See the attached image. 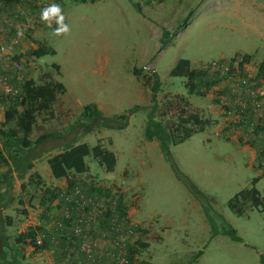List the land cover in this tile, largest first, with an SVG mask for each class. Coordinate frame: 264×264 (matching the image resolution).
Returning a JSON list of instances; mask_svg holds the SVG:
<instances>
[{"label":"rangeland","instance_id":"obj_1","mask_svg":"<svg viewBox=\"0 0 264 264\" xmlns=\"http://www.w3.org/2000/svg\"><path fill=\"white\" fill-rule=\"evenodd\" d=\"M8 1L0 0V26L8 24L5 30L15 37L2 35L0 43L17 40L8 55L16 53L22 60V80L39 82L49 73L66 90L58 95L51 114L38 113L29 135L31 140L46 136L30 148L31 160L40 157L35 168L20 177L14 163L7 169L0 159V181L7 171L0 182V213L5 216L0 215L4 220L0 221V238L6 253L0 264H11L12 255H16V264L20 262L17 255L24 253L22 259L30 261L23 264H45L31 260L46 249L52 235L63 237L60 233L71 231L81 216L91 217V224L82 223L83 231L89 236L91 226L96 227L92 238L98 241L107 239L101 235L105 224L123 222L93 207L65 210V203L49 200L46 188L67 185L61 187L65 178L57 181L48 176L47 159L72 142L87 147L70 171L81 193L105 207L108 198L125 205L128 219L135 225L121 237L125 253L137 240L145 244L139 247L135 264H261L264 212L248 208L245 214L236 215L227 201L250 187L254 178V186L264 198V168L252 156L256 151L258 157L264 145V114L241 119L246 111L242 108L240 117L233 100L236 94H244L245 85L234 93V81L226 80L221 72L215 74L212 62L249 53L252 59L246 65L238 68L236 62L231 68L234 77H245V83L249 78L253 81L264 57V0H64V23L70 30L59 35L34 10V4L41 10L52 0L39 4L13 0L11 10L4 4ZM163 30L167 33L161 38ZM40 43L51 46L55 53L33 56L31 50ZM179 58L197 68L210 64L206 76L215 82L208 89L202 84V94H188L186 78L169 74ZM4 61L0 57L1 72L12 74ZM53 63L59 65L60 74ZM228 85L231 90L226 94L223 89L228 90ZM255 86L263 91L264 81L257 80ZM6 100L0 101V123ZM90 102L105 116H126V127L90 128L88 121L79 118L82 107ZM135 105L139 109L129 112ZM190 112L209 119V125L180 143L166 141L165 130ZM255 122L262 123L263 129L252 134L247 125ZM245 130L254 136L250 146L241 139ZM98 140L116 156L112 171H106L90 153ZM0 151L6 152L1 144ZM70 195L74 200L75 193ZM64 210L69 217L66 212L61 215ZM58 220H63V227L57 225ZM226 226L242 241L233 240L225 232ZM29 229L43 237L44 245L37 251L29 243H17V236ZM74 237L81 239L80 235Z\"/></svg>","mask_w":264,"mask_h":264},{"label":"trees","instance_id":"obj_2","mask_svg":"<svg viewBox=\"0 0 264 264\" xmlns=\"http://www.w3.org/2000/svg\"><path fill=\"white\" fill-rule=\"evenodd\" d=\"M12 1L13 0H9L8 2L4 3L8 5L7 7L8 10H11L13 7ZM40 1L46 2V0H36V3L39 4ZM78 1L84 2L87 0H78ZM89 1H94V0H89ZM52 3L59 4L63 13V7L65 4L64 0H52ZM34 6H35L34 10L38 11L35 13L37 14L38 17H40L39 14L41 12L40 8H36L35 4ZM52 25L54 28L57 27L54 21L52 22ZM5 29L6 27L4 25L0 26V37L2 35L6 36V34L7 35L10 34L9 35L10 37H14V33L12 34V32L11 33L7 32ZM166 33H167L166 30H163L161 38L164 37ZM48 53L53 54L55 53V50L46 43H40L37 45L36 48L31 50V54L35 57H40ZM12 59L19 61L22 64L21 62L22 60L20 59V57L16 55V53L12 54ZM250 59H252L251 54L238 53L230 57L227 61H225V63L228 65V70H226L225 73L222 71V69H218V67H213L214 68L213 71L215 74L221 72V74L224 75L223 77H225L226 80L232 79V82L233 81L236 82L239 78H245V77H236V76L234 77L233 74L234 68H231V65L237 62L238 68H242L244 65H246L249 62ZM210 66H211L210 64L207 65L205 69L192 67L188 59L179 58L175 63V65L170 70L169 74L171 76H184L186 78L185 86L187 88L188 94L199 95L202 94L201 90H199L201 89L202 84H204L205 88L208 89V87L215 82V80H211L210 77L209 79H207L206 76L207 75L206 69L209 68ZM52 67H54L57 70L58 74H60V70H59L60 67L58 64L53 63ZM23 68L21 70H23ZM138 72H139L138 69H134V73L137 74ZM21 74L23 78V72ZM40 79L41 80L39 82H35L32 78H28L25 80L23 79L21 83H19V87L21 91H19L15 95L5 96L7 100L4 99L5 97L2 96L0 97V101L1 100L7 101L5 110H3L2 112V118H1L2 120L0 123V137H1L0 144L5 149L6 152L2 153L0 151V159L2 163H5L4 165L7 166V169L10 168V163H14L13 165L18 169V173L20 177H23L25 172L33 167L31 160L32 156L30 155L31 152L30 148L33 147V145H35L36 143H38L40 140L44 139V137H46V136H41L35 140H31L29 138V135L32 132L33 125L36 123L38 113L44 112L46 114H51L52 106L56 101L58 95L63 94L66 90L63 83L53 78L49 73H45L43 76H41ZM251 79L255 82H257V80L264 81V57L257 66L255 78L253 77ZM228 87H229L228 90L223 89L226 94H229V91L231 90L230 85H228ZM139 107H140L139 105H135L132 108H130L129 112L136 111L139 109ZM79 118L88 121L91 125L90 128L96 126V127H104V128L122 129L126 127L128 123L127 117L123 115H119V116L113 115L111 117L105 116L103 112L100 110V108L93 102L85 104L82 107ZM209 123H210L209 119L201 117L197 112H190L188 115H181L174 125L170 126L168 130H165L166 141L172 144L180 143L184 141L186 138L190 137L193 133L203 130L206 126L209 125ZM157 139L161 140L160 138ZM86 148H87L86 144L83 143L74 144V142H72V144L66 145L62 151L58 152L57 154L47 159L51 176L54 179L65 178L67 183L66 184L67 186L64 189H59V188H53V190L49 188L45 189L44 192L51 194V198L49 199L50 201L57 198L61 205L62 203H65V201H67V197L68 199L71 197L70 193H73V188L75 186L79 187V185H77L78 180L70 173V171L71 168L74 166L73 163L79 161L82 154L87 153L86 151H83ZM90 153L92 157L98 162V164L102 166L106 171H112L114 169L116 163V156L112 150L107 149L101 144V140H98V142L91 147ZM257 163L259 166H261L258 162V157H257ZM32 171L35 172L34 175L36 177L38 178L40 177L42 179L41 175L38 172L36 173L35 170ZM5 177H7V171L4 172L3 179H5ZM32 178L33 177L31 173L29 175L28 181L32 182ZM3 179L1 181H3ZM256 180L257 178H254L252 180V185L250 187H246L239 190L231 198L228 199L227 206L234 214L243 215L246 213V210L248 208H256L257 210L264 212V198L262 197L258 189L255 188L254 186ZM38 182L39 180L34 183H38ZM95 189L98 188L95 187ZM95 189H91V190L95 191ZM59 190L64 191V195L61 198H60V194L58 193ZM89 197H91V195H89ZM72 201L74 200L72 199ZM1 207L2 206H0V208ZM118 208L121 215H125L127 213L125 211L126 208L125 205L123 206L120 200L118 201ZM105 214L108 215L109 211H107ZM0 215L1 218L3 219L5 218V216L2 213H0ZM64 221L66 222L68 221V219H64ZM101 223H103V221ZM108 225H109L108 223L105 224V226ZM223 228L224 230L227 228L225 232H227L228 235H230V237L233 240L242 241V238L239 237L235 233V231L232 230L231 227L226 226ZM35 235H36L35 230L29 229L27 231H23L17 236V243H29L31 246H33L35 251H37L38 249H40V247H43L44 244L43 242L37 243L35 241ZM144 246L145 244L142 242L139 243V240H137L134 244L128 245L127 252L124 254H119L126 259L125 262L123 261L120 264H135L136 255L139 252V247H144ZM2 247H3V240L0 238V258L4 260L6 253L5 250L2 249ZM15 250H17V248H15ZM200 252H201L200 250L197 251L194 254V256H192L193 259L196 258V256H198ZM110 253H114L113 256H117L118 249L111 247ZM15 257L16 255H12V258L10 259L11 264H15V262H17ZM99 259H100L99 260L100 263L102 260H106V261L109 260L110 264H117L116 262H114V260H112L113 259L112 257H106L105 255L102 254L100 255ZM259 261L261 264H264L263 254L259 255ZM96 262L97 260H94V263ZM141 264H147V263L141 262Z\"/></svg>","mask_w":264,"mask_h":264},{"label":"built area","instance_id":"obj_3","mask_svg":"<svg viewBox=\"0 0 264 264\" xmlns=\"http://www.w3.org/2000/svg\"><path fill=\"white\" fill-rule=\"evenodd\" d=\"M15 37V36H14ZM17 40L14 39L7 43L5 45L3 42L0 43V57H3L7 62L6 65L9 66V68L13 71L12 74H8L5 72H0V97L1 96H11L15 95L19 91H21L19 87V83L22 81V74L20 73V70L23 68L22 64L19 61L13 60L12 56L8 55V49H14V44ZM7 51V52H6ZM213 67H218V69H222V71L225 73L226 70H228V65L225 62L219 63V62H212ZM16 70V71H15ZM12 80L17 81L16 85H13ZM242 80V81H241ZM241 81V82H240ZM243 84L245 85V92L243 95L236 94L233 102L234 104H237L240 108V113L239 116L241 117V113H243V109H245L246 113H244L241 117V119H245L244 116L246 115L248 117L254 118V117H259L262 114H264V90L262 91L260 88H256V82L247 80L245 83V78H239L236 82L233 84V92L235 93L237 89H241L243 87ZM235 95V94H233ZM245 98V100H243ZM260 112L262 114L260 115ZM260 126L255 123H251L247 125L249 130L254 134V131L257 129H263V124L259 123ZM258 125V126H257ZM260 127V128H255V127ZM262 126V127H261ZM258 136V135H257ZM260 137V136H258ZM263 147L260 148L259 150V156H258V162L259 164L264 168V145ZM73 193H75L76 197L74 199V204H76V208L78 207L81 210H87L88 207L97 209L98 212L105 213L109 211V214L116 215L117 218L122 219L123 222H115L112 221L109 223L107 227H105L101 231V235L106 241L109 242L110 246L112 248H117L118 249V255L113 256L114 253L110 252H101L96 249L98 246V242L96 239H93L92 235L85 233L83 231V225L82 223L84 222L85 224L90 223L91 217H79L76 222L74 223V226H72V233L73 235H80V250L85 254V259L81 262L80 264H93L94 260H97L96 264H108L109 260H102L101 263L99 262L100 255H105L106 257H112L113 260L120 264L123 261L125 262V258L119 254H124L125 250L123 248L124 243L121 242V237L125 235V233L131 232L133 229L134 223H132L127 216V213L125 215H121L119 212V209L117 210V204L118 201L116 198L107 199V206H103V204L99 203V201H91V197H87L84 194L81 193V190L79 189L78 186L74 187ZM96 202V204H94ZM89 203L92 204V206H89ZM74 209V208H73ZM96 213V212H94ZM69 217V216H68ZM81 222V223H79ZM136 223V222H135ZM91 224V223H90ZM137 224V223H136ZM57 225L60 227H63V220H58ZM138 225V224H137ZM135 226V225H134ZM85 237V238H83ZM102 239V238H101ZM35 241L37 243L43 242V237L42 235L36 234L35 235ZM111 242V243H110ZM108 254H111L112 256H108ZM118 259V260H117ZM110 263V262H109Z\"/></svg>","mask_w":264,"mask_h":264},{"label":"crops","instance_id":"obj_4","mask_svg":"<svg viewBox=\"0 0 264 264\" xmlns=\"http://www.w3.org/2000/svg\"><path fill=\"white\" fill-rule=\"evenodd\" d=\"M4 23L5 22L3 21L2 24H4ZM4 26L6 27V26H8V24L5 23ZM189 101H191V100L189 99ZM212 109H215V108L212 107ZM238 130H241V129H239V128L236 129L237 132H240ZM243 133H245V134L241 135V139L247 145L250 146V140L254 136L249 134L248 131H246V130ZM241 139H239V140H241ZM256 145L258 146L257 143H256ZM254 152L256 154V151H254ZM255 154H252V156L255 157V160H256L257 155H255ZM39 158L40 157H36L32 160V164H33L32 168H35ZM50 175L51 174H48L49 177H50ZM56 180L60 181V179H56ZM65 185H66V181L63 183V185H61V187H65ZM61 194L64 195V191H62ZM71 201H72V199H70V198L68 199V197H67V201H65V204H63L64 206H62V207L66 208L65 210H67V209L72 210L73 208H76V204H73ZM58 204H60L59 201H58ZM65 210L62 212L61 215H63L66 212ZM67 213L68 212H66L65 216H68ZM64 219H66V218H64ZM84 230H86V229L84 228ZM90 232H91L92 236H96V227L91 226ZM55 235H56V233L51 236L49 243L46 246V249H44L42 251V253H39V257L38 258L35 257L36 259L31 260V262L36 260V261H44L45 264H80L79 262H81L85 259V254L80 250V239H79V237L78 238L74 237L72 230L60 233V235H62L63 237H61V236L55 237ZM66 236H68L69 239H67ZM95 239H96V237H95ZM96 240L98 242V246L96 247L97 250L104 252V253L110 252L111 246H109V244L105 240L104 241L103 240L98 241V239H96ZM23 255H26V253H24L22 255L21 254L17 255V257H20V262H18L16 264H23V262H25L27 260L30 261V259L28 257L26 259H22ZM28 264H29V262H28ZM93 264H96V263L93 262Z\"/></svg>","mask_w":264,"mask_h":264},{"label":"clouds","instance_id":"obj_5","mask_svg":"<svg viewBox=\"0 0 264 264\" xmlns=\"http://www.w3.org/2000/svg\"><path fill=\"white\" fill-rule=\"evenodd\" d=\"M40 18L47 22L51 26L54 21L57 27L54 29V33L59 35L61 33L68 32L69 26L64 23V15L59 4L51 3L47 7L41 9Z\"/></svg>","mask_w":264,"mask_h":264}]
</instances>
